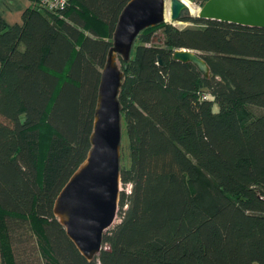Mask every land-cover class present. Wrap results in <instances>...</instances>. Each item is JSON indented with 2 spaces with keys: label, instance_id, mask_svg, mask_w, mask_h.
<instances>
[{
  "label": "trees",
  "instance_id": "trees-1",
  "mask_svg": "<svg viewBox=\"0 0 264 264\" xmlns=\"http://www.w3.org/2000/svg\"><path fill=\"white\" fill-rule=\"evenodd\" d=\"M130 1L69 0L51 12L30 0L22 25L0 17V264H264L261 28L183 13L187 27L141 32L129 61L117 55L130 188L120 222L88 261L55 216L92 149L103 70ZM183 49L210 77L173 58Z\"/></svg>",
  "mask_w": 264,
  "mask_h": 264
},
{
  "label": "water",
  "instance_id": "water-1",
  "mask_svg": "<svg viewBox=\"0 0 264 264\" xmlns=\"http://www.w3.org/2000/svg\"><path fill=\"white\" fill-rule=\"evenodd\" d=\"M187 10L184 0H131L119 19L100 84L92 149L54 205V214L67 236L88 261L101 253L104 235L118 217L123 135L118 98L124 73L117 55L129 61L141 32L168 23V19L179 22ZM199 10L198 17L204 20L264 29V0H209ZM173 58L194 64L204 77H210V67L198 53L183 49L176 51Z\"/></svg>",
  "mask_w": 264,
  "mask_h": 264
},
{
  "label": "crops",
  "instance_id": "crops-1",
  "mask_svg": "<svg viewBox=\"0 0 264 264\" xmlns=\"http://www.w3.org/2000/svg\"><path fill=\"white\" fill-rule=\"evenodd\" d=\"M31 6L30 0H0V17L10 26L22 25L23 16Z\"/></svg>",
  "mask_w": 264,
  "mask_h": 264
},
{
  "label": "rangeland",
  "instance_id": "rangeland-1",
  "mask_svg": "<svg viewBox=\"0 0 264 264\" xmlns=\"http://www.w3.org/2000/svg\"><path fill=\"white\" fill-rule=\"evenodd\" d=\"M187 1L191 2L196 7V9L198 8V12L197 13H192L191 10H190V8H189V10L185 11V13H188L192 17H198L199 11H200L199 9H201V7H202L201 2L203 0H187ZM168 2H170V0H168ZM168 23L169 24H173L174 26H176L178 28H184V27H187L188 26L187 23H183V22H173L171 19H168ZM160 35H161V33H157L156 34V37L153 40L154 43H161L162 42ZM118 65H120V64H118ZM122 129H123V135H122V143H121V146H122V149H123V152H124V151H126L125 148L127 147V144H128V140H127V136H126V129H125L124 122H122ZM124 190L127 191V192H129L130 191V188L129 187L128 188L126 187V189H124L123 186L121 185V191H124ZM119 222H120V220L117 217V219L115 221V224H118ZM115 224H114V226H115Z\"/></svg>",
  "mask_w": 264,
  "mask_h": 264
},
{
  "label": "built area",
  "instance_id": "built-area-1",
  "mask_svg": "<svg viewBox=\"0 0 264 264\" xmlns=\"http://www.w3.org/2000/svg\"><path fill=\"white\" fill-rule=\"evenodd\" d=\"M39 3L51 12H62L67 8L69 0H39ZM203 98L206 100L208 96L204 95Z\"/></svg>",
  "mask_w": 264,
  "mask_h": 264
},
{
  "label": "bare ground",
  "instance_id": "bare-ground-1",
  "mask_svg": "<svg viewBox=\"0 0 264 264\" xmlns=\"http://www.w3.org/2000/svg\"><path fill=\"white\" fill-rule=\"evenodd\" d=\"M186 2V4L189 6L190 10L192 13H197L198 12V8L196 9V7L189 1L184 0Z\"/></svg>",
  "mask_w": 264,
  "mask_h": 264
}]
</instances>
